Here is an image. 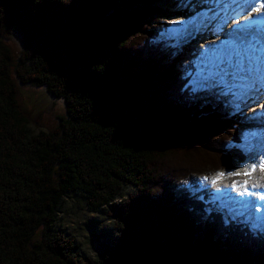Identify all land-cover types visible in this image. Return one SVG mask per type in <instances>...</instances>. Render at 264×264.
<instances>
[{
    "label": "trees",
    "instance_id": "1",
    "mask_svg": "<svg viewBox=\"0 0 264 264\" xmlns=\"http://www.w3.org/2000/svg\"><path fill=\"white\" fill-rule=\"evenodd\" d=\"M121 1L0 0V264H264L263 235L176 195L245 153L231 119L172 68L181 57L159 40L155 0ZM13 35L17 59L3 46ZM12 71L65 101L54 131L28 136ZM70 193L113 221L96 259L54 229Z\"/></svg>",
    "mask_w": 264,
    "mask_h": 264
},
{
    "label": "rangeland",
    "instance_id": "2",
    "mask_svg": "<svg viewBox=\"0 0 264 264\" xmlns=\"http://www.w3.org/2000/svg\"><path fill=\"white\" fill-rule=\"evenodd\" d=\"M122 2L121 0H117V5H121ZM187 2L188 0H155L149 4L151 8L156 9V19L164 20L170 26L167 31L160 34L159 40L174 49L175 54L181 57L179 62L175 63L172 68L176 72H181L182 77L188 81L192 97L203 105H210L216 113H226L231 119L234 129L239 135L238 137L241 141L240 148L245 153L246 161L234 169L198 176L192 184H188L185 187L178 186L176 188V195L188 192L195 197H200L207 203L209 208L214 207L219 213H223V219L226 223L241 222L240 224L243 225L248 224L250 232L255 233L256 231L257 235H264V226H252L253 224L248 222V217L250 218V216L234 217L232 216L233 208L231 207V210L228 208L229 204L227 201H214V197L217 195L215 192L217 191L231 192L229 198H231L230 202H232L233 197L236 195L248 193L249 191L253 193L256 191V188L259 191L261 188H264L262 186L264 185V167L261 166L264 165V142L260 136L254 135L249 129L247 130L249 125L252 127V124L246 125V122L244 123L243 121L244 117L251 115L248 114V110L243 109L241 113L236 114L233 106L235 105L237 95H233L232 97L228 91L227 94L229 95H224L220 92V87L216 89L211 88L209 86L211 80L208 79V82L206 78L204 80H200L199 78V82H197V77H200L201 73L185 74V67H188L190 62V67L194 69L198 68L193 63L196 62V58L199 60V56L201 57L200 51L208 45L206 43L202 46L201 39H198L195 43L193 37L202 30L201 28H204L205 32L209 33L213 29L209 25L205 28L204 21L196 22L198 16L203 12L201 8L205 7L204 3H201V1H191L186 11H183L182 9H185ZM192 6H194L193 10H196V15L195 13L192 14ZM208 7L209 5H206L205 8L208 9ZM178 12L184 14L176 16ZM203 35L202 33L201 36ZM189 39L191 40L189 41ZM212 41L214 40L212 39ZM3 46L12 51L14 57L17 59L22 49L21 38L13 35L3 40ZM216 74V76L220 77L218 73ZM11 76L18 86L17 103L19 108L29 119L27 126L29 137L37 136L40 133L48 134L54 131L59 125L60 117L67 118V108L63 99L51 97L44 86L23 87L18 82L13 71ZM206 90L207 92H205ZM226 90H228L227 87ZM254 119V122L261 125V122L256 120L257 118ZM259 162H261V165H259ZM135 192L134 188L126 187L122 191L123 199L128 198V195H132ZM105 212L106 209H102L93 213L88 209L85 199L79 193H70L62 199L57 209L54 229L62 232L68 238L74 239L79 248L78 252L81 255L96 259L105 248L113 245L118 237L113 221L106 217Z\"/></svg>",
    "mask_w": 264,
    "mask_h": 264
},
{
    "label": "bare ground",
    "instance_id": "3",
    "mask_svg": "<svg viewBox=\"0 0 264 264\" xmlns=\"http://www.w3.org/2000/svg\"><path fill=\"white\" fill-rule=\"evenodd\" d=\"M195 1H198V0H194V2ZM201 3H204L205 7H206V5H209V7H208V9H206L205 7H202L201 8L203 10V12L201 11L202 14L198 16V20H196V22H198V21L201 22V21H204L205 19H208V16L210 15V13H212L211 12V9L212 8H215L214 6H217V3H216V4H213L214 6L211 7V1H207V0L201 1ZM226 8H227L226 5L223 6L221 11L224 12ZM216 10H220V9L218 7H216ZM218 13L219 12H216V15H218ZM220 15L223 18L224 14L222 13ZM209 21H210L209 26L210 27H213V29L210 32V35H212L213 32H214V29H215L214 19H209ZM224 34L225 33L222 32V31L219 33L218 37H217L216 34H214L213 35V38H214L213 40L214 41H212V40L209 41L207 43L208 45L205 46L207 49H212L213 50L212 52L208 53L207 56H206V61H208V62H205L203 64V67H205V69L207 71V74L206 75H210V77L209 78H206L205 77V74H204L203 76L200 75L199 78H200V80H204V78H206V80L207 79H209V80L212 79L211 80V84L209 86H211V88H214V89L220 87L219 88V89H221L220 92L223 93L224 95H229V94H227V91L228 90H226V87H232V89H234L235 91H238L237 93H235V91H233V92H229L228 91L229 93L232 94V95L230 94L232 97H233V95H237L236 98H238L240 95H242L244 97H247L248 94L253 91V89L249 87V84L250 83H246V81L244 80L243 77L240 76L237 79L236 78H231V77H234L231 74H234V71L235 70H232L231 73H230V76H228L229 80L227 81V85L222 86V84H219V83H217L216 80H214V78H216V76H213L214 74L220 73V72L221 73H224V71H222V70H226L225 67H224L226 63L231 65V63H232L231 60L233 59V56H237V57L240 56L239 49H240V46L242 45L241 43L240 44H236L234 42V40H232L230 42L225 41L227 44H222L221 42H219V41H222L224 38H226V39L228 38V37H224ZM194 40L196 41L197 40V37H194ZM196 51H197V49H196ZM254 54L256 56H259L260 55V52H257L255 49H251L250 50V55L252 56ZM200 55H201V51H200ZM246 56H248V53L246 54ZM229 57H231L230 60H229ZM197 60H198V58H196V61ZM253 61L255 62V64L261 63L263 65V68H261L262 69L261 72L258 71L257 65H256V68H255V72L254 73H256V72L259 73V74L264 73V62H262V61L259 62V59L258 58L257 59H254ZM198 62H202L200 56H199ZM190 65H191V62L188 64V66H190ZM220 77H223V76L220 75ZM257 83L259 84V82H257ZM229 85H233V86H229ZM205 92H207V90ZM232 97H230V98L233 99ZM220 103H222V102H220ZM237 105H238V100L236 99L235 100V105L233 107L235 108ZM247 107L250 108V109H248V114H251V115L249 117H244L243 116L244 117V120L243 121H244V123L246 122V125L252 124V127L249 125V127L247 128V130L249 129V131L250 132H253L254 135L260 136L263 139V142H264V129H263L264 128V118H261V117H259L256 114V111L258 110V106L257 105H256V107H255V105H248ZM239 113H241V111L236 112V114H239ZM254 118L260 119L262 121L261 125H259V123L254 122L255 121ZM258 122H260V121H258ZM261 129H262V131H261ZM227 188H229V187H227ZM258 195H259V201L256 204L255 208L258 211V214L260 216H263V219H264V188H261V190L258 191ZM253 196H254L253 193L251 191H249L247 193V195L244 196V197H242L241 200H239V201H240V203L241 202L248 203L249 200ZM230 199L231 198H228L226 201L229 204L228 208L231 210V206H232L233 209H234V207H233L232 202H230ZM241 212L243 213V211H241ZM250 214H251V211H248V214H246V215H250ZM262 222L264 223V221H262Z\"/></svg>",
    "mask_w": 264,
    "mask_h": 264
},
{
    "label": "snow or ice",
    "instance_id": "4",
    "mask_svg": "<svg viewBox=\"0 0 264 264\" xmlns=\"http://www.w3.org/2000/svg\"><path fill=\"white\" fill-rule=\"evenodd\" d=\"M242 6V5H241ZM211 51V50H210ZM231 59V57H229V60ZM243 63H244V60H243V58H241V60L239 61V70L240 71H244L245 69H244V67H243ZM222 71H224V73H225V75H227V72H226V70H222ZM247 71H248V73H249V76H251L252 75V68H251V65L248 67V69H247ZM247 78V77H246ZM223 77H222V82H223ZM257 85H256V82L255 81H253L251 84H250V87H256ZM259 87L260 88H262V89H264V73H262L261 74V76H260V79H259ZM262 167H264V165H262ZM220 175H222V174H220Z\"/></svg>",
    "mask_w": 264,
    "mask_h": 264
}]
</instances>
